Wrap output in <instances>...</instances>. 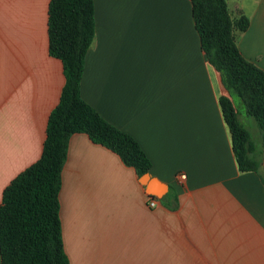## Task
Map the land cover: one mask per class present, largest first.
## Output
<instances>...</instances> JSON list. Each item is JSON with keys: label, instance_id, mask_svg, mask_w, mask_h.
<instances>
[{"label": "crops", "instance_id": "crops-1", "mask_svg": "<svg viewBox=\"0 0 264 264\" xmlns=\"http://www.w3.org/2000/svg\"><path fill=\"white\" fill-rule=\"evenodd\" d=\"M49 1L0 0V203L40 158L64 85L48 54ZM226 2L231 18L249 19L235 33L239 52L264 71V0ZM93 6L81 98L137 141L168 192L149 208L132 168L73 134L59 192L69 264H264V160L256 172L238 168L219 105L229 94L201 51L189 0Z\"/></svg>", "mask_w": 264, "mask_h": 264}, {"label": "trees", "instance_id": "trees-1", "mask_svg": "<svg viewBox=\"0 0 264 264\" xmlns=\"http://www.w3.org/2000/svg\"><path fill=\"white\" fill-rule=\"evenodd\" d=\"M189 2L201 51L229 94L219 99V105L238 168L256 172L264 160V150L256 149L232 99L237 97L255 122L264 148V71L241 55L235 37L249 28V19L244 15L231 18L226 0ZM47 17L48 54L61 62L64 85L47 119L40 158L3 190L0 264H69L59 217V192L73 134H85L93 144L117 155L137 178L151 169V161L137 141L105 121L81 98L84 60L95 37L93 0H50ZM169 197L174 198L172 190Z\"/></svg>", "mask_w": 264, "mask_h": 264}, {"label": "rangeland", "instance_id": "rangeland-1", "mask_svg": "<svg viewBox=\"0 0 264 264\" xmlns=\"http://www.w3.org/2000/svg\"><path fill=\"white\" fill-rule=\"evenodd\" d=\"M233 101L235 102L236 106H237V109H238V112H239V118H240V121L243 123V125L247 128V130L249 131L251 137H252V140L255 144V147L256 149L258 150V152L264 150L263 148V145H262V141H261V137H260V133H259V130L255 124V122L253 121L252 118L248 117L246 115V112H245V108L244 106L241 104L240 100L233 96L232 97ZM262 159L261 161L263 160V154H262Z\"/></svg>", "mask_w": 264, "mask_h": 264}, {"label": "water", "instance_id": "water-1", "mask_svg": "<svg viewBox=\"0 0 264 264\" xmlns=\"http://www.w3.org/2000/svg\"><path fill=\"white\" fill-rule=\"evenodd\" d=\"M139 183L145 188L147 196L161 200L168 192V186L153 178L149 173L139 178Z\"/></svg>", "mask_w": 264, "mask_h": 264}, {"label": "built area", "instance_id": "built-area-1", "mask_svg": "<svg viewBox=\"0 0 264 264\" xmlns=\"http://www.w3.org/2000/svg\"><path fill=\"white\" fill-rule=\"evenodd\" d=\"M179 177L181 179H185V176L184 175H180ZM147 200H148L147 204H148V207L149 208H155L157 206V201H156L155 198H152L150 196H147Z\"/></svg>", "mask_w": 264, "mask_h": 264}]
</instances>
